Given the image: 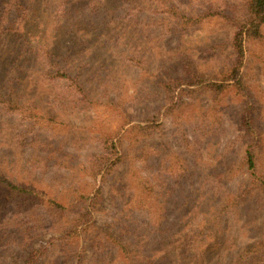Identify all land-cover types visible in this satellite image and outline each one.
I'll return each instance as SVG.
<instances>
[{"label":"trees","instance_id":"1","mask_svg":"<svg viewBox=\"0 0 264 264\" xmlns=\"http://www.w3.org/2000/svg\"><path fill=\"white\" fill-rule=\"evenodd\" d=\"M212 19L234 28L230 43L235 56L232 64L219 79L197 72L192 79L190 75L161 80L165 107L153 108V113L144 115L139 123L130 127L143 137L159 128L161 115L184 103L183 93L191 92L189 86H205L216 93L235 86L238 93L248 95L241 70L247 42L263 38L264 0H0V147H11L13 154L21 147L22 139V146L32 145L34 135L44 144V149H31L26 163L53 160L60 166L76 165L69 161L73 155L66 149L65 138L53 144L38 135L50 132L47 130L49 125L54 130L55 124L62 126L60 116L65 111L96 103L92 97L94 89L90 91L86 86L87 79L91 78L87 75L98 76L88 58L91 48L87 44L100 40L101 36H104L102 40L122 42H129L138 35L140 39L146 36L171 40ZM131 49L132 55L142 52L139 47L131 46ZM119 52L127 56L123 48ZM129 63L142 65L136 58ZM105 95L106 90L102 96ZM125 96L117 92L115 103L118 104L110 102L106 106L119 107L126 113L122 101L129 102L131 97ZM146 99L145 96L142 102ZM23 122L28 123L27 126L19 127ZM38 124V130H33ZM243 124L250 137L243 152L244 171L252 183L259 182L264 188V179L258 172L259 140L251 112L244 115ZM122 131L95 134L93 141L97 143V152L90 154L89 160L87 156L81 161L80 168L91 169L94 177L102 173L103 181L113 174L125 158ZM132 158L138 161L141 155L136 151ZM178 162L177 169L172 168V163L166 168L168 176H163L165 180L180 172L179 178L185 177L183 180L186 181L184 162ZM13 164V159L8 161L5 156H0V189L5 199L13 201L27 215L30 213L36 221L51 218L50 229L60 232L53 237L56 242L52 244H59L58 253L63 254V262L70 260L69 264H81L87 251L91 250L89 259L94 264H191L197 262L198 252L207 251L209 242L215 239L210 224L219 213L213 214L211 220L205 219L206 227L197 221L192 229L191 220H188L172 235V230L164 224L166 201L156 194L152 176L146 179L147 176L137 175L136 189L141 199L134 200L129 209L149 216L146 217L148 221L145 220L146 230L158 232L150 238V233L147 237L136 225L137 217L131 214L127 215L130 217L125 215L126 220L122 222L123 218L117 219L118 228L112 231L95 224L94 213L102 198L100 186L85 193L72 186L74 196L71 200L59 201L54 197L55 193H44L34 186L38 178L29 181L37 174L36 168L24 164L16 170ZM176 179L177 176L173 181ZM144 199L151 204L149 209ZM182 203L183 206L187 204L186 201ZM227 207L221 205L219 212ZM34 228L35 225L23 227V236ZM137 230L142 231L139 240V233L134 234ZM262 238L237 248L234 253L231 248L226 249V254L221 256L226 259L212 264H264V234ZM67 246H72V250H67ZM39 252L29 254L31 261L17 264H30Z\"/></svg>","mask_w":264,"mask_h":264},{"label":"rangeland","instance_id":"2","mask_svg":"<svg viewBox=\"0 0 264 264\" xmlns=\"http://www.w3.org/2000/svg\"><path fill=\"white\" fill-rule=\"evenodd\" d=\"M233 29L229 24L212 19L171 40L146 36L140 39L138 35L129 42L102 40L104 36L89 42L87 46L91 51L88 58L98 76L87 75L91 78L87 79L86 86L90 91L94 89L92 97L96 103L65 111L60 116L64 123L62 126L55 124L54 130L49 125L47 130L50 132L38 135L53 144L65 138L66 149L73 155L69 161L76 165L60 166L53 160L26 163L31 149H44V144L39 143L34 135L32 145L22 146V139L21 147L13 154L11 147L1 146L0 156H5L8 161L13 159L16 170L24 164L28 168H36L34 172L37 174L29 181L38 178L34 186L44 193H55L54 197L59 201L71 200L74 196L72 186L83 193L100 186L102 198L94 213L95 224L112 231L118 228L117 219L123 218L122 222L126 220L125 215L131 214L137 217L136 225L147 237L150 233V238L158 232L146 230V217L149 216L129 209L134 200L141 199L136 189L137 175L147 176L146 179L152 176L156 194L166 201L164 224L172 230V235L188 220H191L192 229L197 221L206 227L205 219L211 220L213 214L219 213L220 216L210 224L215 239L209 242L207 251L198 252L197 262L191 264L222 262L226 259L221 257L226 254V249L231 248L234 253L237 248L263 239L264 234V188L259 182H251L242 164L243 152L250 139L243 120L244 115L251 112L259 140L258 172L264 179V27L262 39L246 44L241 75L247 96L238 93L235 86L224 88L219 93L205 86H189L191 92L183 93L184 103L161 115L159 128L149 136L143 137L142 133L130 127L139 123L144 115L153 113V108L165 107L161 80L190 75L192 79L197 72L219 79L235 58L230 45ZM131 46L139 47L142 52L132 55ZM120 48L126 50V57L120 54ZM134 58L142 65L129 63ZM105 90L108 97L102 96ZM117 92L124 98L125 95L131 97L129 102L122 101L125 105L121 103L126 107V113H122L119 107L106 106V103H115ZM145 96L147 99L142 102ZM27 124L23 122L19 127ZM39 126L33 130H38ZM121 130H124L120 136L125 158L113 174L103 181L102 173L94 177L91 169L80 168L78 164L81 161L97 152V143L93 141L95 134H114ZM136 151L141 155L138 161L132 158ZM178 160L184 162L186 181L183 180L185 177L179 178L180 172L165 180L166 168L172 163V168L177 169ZM176 176V181H173ZM5 198L0 189V264L31 261L28 257L34 251L40 252L30 264H69L70 260L63 262V254L58 253L59 244H52L56 242L53 237L60 232L50 229L51 218L43 217L42 221H36L30 213L27 215L13 201ZM144 201L149 209L151 204ZM185 201L187 204L183 206ZM223 204L228 207L219 212ZM127 220L130 221L129 218ZM29 225L36 228L26 231L24 237L22 228ZM141 232L137 230L134 233H139L138 240ZM65 248L72 250L73 247ZM90 252L87 251L81 264H94L89 259ZM109 257L113 258L111 254Z\"/></svg>","mask_w":264,"mask_h":264}]
</instances>
